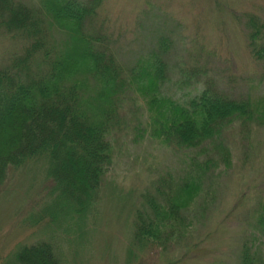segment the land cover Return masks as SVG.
<instances>
[{
  "label": "trees",
  "instance_id": "trees-1",
  "mask_svg": "<svg viewBox=\"0 0 264 264\" xmlns=\"http://www.w3.org/2000/svg\"><path fill=\"white\" fill-rule=\"evenodd\" d=\"M106 2L0 0V36L17 46L0 64V185L10 171L39 166L53 188L49 216L32 224L48 218L56 240L69 223L88 222L113 162L110 138L121 124L120 108L127 93L135 94L147 109L152 139L199 155L187 172L168 173L142 193L134 214L130 254L167 252L187 244L195 226L188 212L199 202V217H205L209 176L220 164L231 167L222 134L237 122L264 125V95L236 100L211 84L185 102L165 95L170 39L157 40L156 49L126 67L108 32ZM248 27L249 51L264 66V26L251 18ZM202 157L210 159L199 163ZM256 230L264 237V213ZM55 248L51 240L23 245L3 263L70 264ZM240 257V264H264L247 243Z\"/></svg>",
  "mask_w": 264,
  "mask_h": 264
},
{
  "label": "rangeland",
  "instance_id": "rangeland-1",
  "mask_svg": "<svg viewBox=\"0 0 264 264\" xmlns=\"http://www.w3.org/2000/svg\"><path fill=\"white\" fill-rule=\"evenodd\" d=\"M105 17L118 59L128 68L156 49L157 40L170 39L169 80L162 90L174 100L185 102L208 84L236 100L264 95V66L248 47L250 19L264 26V0H107ZM13 45L0 36V64ZM120 115L95 213L88 222L62 227L56 240L48 218L32 224L43 213L49 216L52 182L36 165L9 172L0 185V264L19 247L41 240H51L70 264H240L246 243L264 261V237L256 230L264 213V125L237 122L222 134L231 167L220 164L205 183V192L213 189L204 199L205 217H199L201 202L187 213L195 226L185 246L136 249L131 255L142 193L168 173L187 172L199 155L152 139L147 109L137 95L126 94Z\"/></svg>",
  "mask_w": 264,
  "mask_h": 264
}]
</instances>
